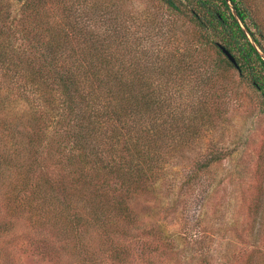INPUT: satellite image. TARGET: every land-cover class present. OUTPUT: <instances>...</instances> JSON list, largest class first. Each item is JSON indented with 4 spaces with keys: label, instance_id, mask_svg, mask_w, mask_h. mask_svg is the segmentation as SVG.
Masks as SVG:
<instances>
[{
    "label": "trees",
    "instance_id": "obj_1",
    "mask_svg": "<svg viewBox=\"0 0 264 264\" xmlns=\"http://www.w3.org/2000/svg\"><path fill=\"white\" fill-rule=\"evenodd\" d=\"M62 1L69 6L58 16L75 25L42 28L45 39L33 55L8 58L9 43L0 50L8 84L4 95L0 91V194L12 203L11 212L26 213L38 228L47 223L84 251L89 232H97L122 258L112 241L115 227L137 220L136 200L150 195L169 156H179L186 133L196 134L207 119L202 108L209 92L199 93L192 74L175 72L173 50L151 63L145 55L133 59L114 26L103 29L72 13H112L123 1ZM160 1L197 29L195 41L200 33L202 62H214L205 67L206 81L233 68L264 97V58L242 25L263 54L264 37L244 0ZM56 102V112L43 110ZM219 158L213 153L200 166L194 161L182 184H198L200 167ZM10 222L0 220L1 233L10 231Z\"/></svg>",
    "mask_w": 264,
    "mask_h": 264
},
{
    "label": "rangeland",
    "instance_id": "obj_2",
    "mask_svg": "<svg viewBox=\"0 0 264 264\" xmlns=\"http://www.w3.org/2000/svg\"><path fill=\"white\" fill-rule=\"evenodd\" d=\"M43 1L0 0V50L9 43L8 58L33 55V46L45 39V26L77 23L58 16L68 2ZM121 1L112 13H72L103 29L114 26L133 59L145 55L151 63L173 50L175 72L192 74L199 93L209 92L202 108L207 119L199 122L196 134L186 133L179 156H169L150 195L136 200L137 220L118 221L112 241L121 247L122 258L108 250L109 241L97 232H89L84 251L72 236H60L49 224L38 228L26 213L11 212L12 203L0 194V220L12 224L9 232H0V264H88L91 256L92 264H264V97L241 82L233 68L206 81L210 69L205 67L214 62L209 57L202 62L200 33L195 41L197 29L160 0ZM244 3L264 37V0ZM192 58H199V64ZM4 71L0 64L2 95L8 85ZM57 102L43 110L56 112ZM213 153L220 158L200 167L199 183L183 185L194 161L200 166Z\"/></svg>",
    "mask_w": 264,
    "mask_h": 264
},
{
    "label": "water",
    "instance_id": "obj_3",
    "mask_svg": "<svg viewBox=\"0 0 264 264\" xmlns=\"http://www.w3.org/2000/svg\"><path fill=\"white\" fill-rule=\"evenodd\" d=\"M231 5V4H230ZM233 10V8H232ZM234 14H235V11L233 10ZM239 20V19H238ZM239 22L241 23V21L239 20ZM242 25V23H241ZM243 29L245 30L247 36L249 37L250 41L252 42V44L257 48V50L260 52V54L262 55V57L264 58V54L263 52L260 50V48L257 46V44L253 41V39L251 38V36L248 34L247 30L245 29V27L242 25ZM222 49L224 51V53L227 55V57L231 60L232 63H235V58L232 56V54L227 50L225 49L223 46H222Z\"/></svg>",
    "mask_w": 264,
    "mask_h": 264
}]
</instances>
